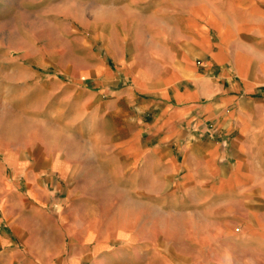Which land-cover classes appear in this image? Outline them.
I'll list each match as a JSON object with an SVG mask.
<instances>
[{
    "label": "crops",
    "instance_id": "obj_1",
    "mask_svg": "<svg viewBox=\"0 0 264 264\" xmlns=\"http://www.w3.org/2000/svg\"><path fill=\"white\" fill-rule=\"evenodd\" d=\"M9 15L0 264H264V0H0Z\"/></svg>",
    "mask_w": 264,
    "mask_h": 264
},
{
    "label": "rangeland",
    "instance_id": "obj_2",
    "mask_svg": "<svg viewBox=\"0 0 264 264\" xmlns=\"http://www.w3.org/2000/svg\"><path fill=\"white\" fill-rule=\"evenodd\" d=\"M0 16V76H15L20 72V16L9 15L7 20H2ZM8 44L13 50L7 52L4 45ZM38 58L45 59L41 63H32L43 73L59 72V63H52L47 60V50H39ZM3 111L0 110V125ZM68 240L62 239L64 244ZM39 240H35L38 245Z\"/></svg>",
    "mask_w": 264,
    "mask_h": 264
}]
</instances>
